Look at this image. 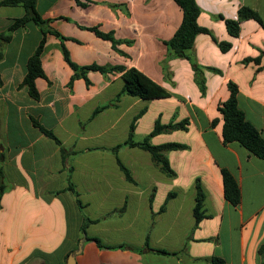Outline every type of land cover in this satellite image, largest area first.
Returning <instances> with one entry per match:
<instances>
[{
	"label": "crops",
	"instance_id": "obj_1",
	"mask_svg": "<svg viewBox=\"0 0 264 264\" xmlns=\"http://www.w3.org/2000/svg\"><path fill=\"white\" fill-rule=\"evenodd\" d=\"M80 1L85 6L75 0H36L34 5L47 27L66 38L63 44L72 62L79 67L135 68L169 97L116 99L123 86L117 72L90 70L88 85L77 77L68 87L74 72L63 59L60 41L47 33L40 57L46 79L35 80L39 98L34 100L19 84L42 34L32 21L15 29L0 45V169L5 185L0 195V264H66L82 239L83 217L93 221L85 228L87 237L125 248L99 249L83 240L76 264H209L212 257L223 264H264L258 253L264 243V160L237 142L222 143L217 110L229 96L227 83H234L238 108L264 138V56L259 64L243 63L264 52V28L243 20L238 36L232 37L219 18L236 19L238 8L247 6L264 22V0H195L200 10L197 24L209 34H197L188 55L201 69L203 92L187 59L167 58L163 42L182 19L173 0ZM24 15L21 4L0 6V33ZM81 26L97 27L115 40L132 43L117 44L116 51L110 41ZM217 42L231 47L222 52ZM101 106L106 108L91 117ZM142 109L134 126L135 142L157 119L161 124L187 120L185 130L163 132L150 140L154 145L186 146L165 153L173 177L161 173L150 154L138 147L111 151L126 140L133 117ZM31 117L74 152L65 164L59 146L33 127ZM116 158L133 183L125 180ZM69 167L81 211L67 190ZM221 168L237 182V206L223 197ZM196 180L204 218L192 230ZM169 193L174 196L166 200ZM174 226H180L175 234ZM146 232L150 248L169 254L139 252Z\"/></svg>",
	"mask_w": 264,
	"mask_h": 264
},
{
	"label": "trees",
	"instance_id": "obj_2",
	"mask_svg": "<svg viewBox=\"0 0 264 264\" xmlns=\"http://www.w3.org/2000/svg\"><path fill=\"white\" fill-rule=\"evenodd\" d=\"M36 0H2L0 1V6H15L21 4V6L25 10V15L19 19H16L12 22V24L8 27L5 33H0V45L6 43L10 40L11 33L17 29L18 27L25 24L27 21H32L37 26L40 27V31L42 37L39 40L38 45L33 51L32 55L28 58L26 64V73L19 84V87H25L27 89L28 95L37 100L39 98L38 91L35 87V80L37 78L46 79L45 74L40 65V57L43 52L44 44H45V36L47 33L55 36L61 44L63 59L65 63L71 68L74 72L71 76L68 87L72 85V82L75 78L81 77L85 80L86 85L89 84V81L86 78L87 71H97L101 74L117 72L121 74V79L123 80V86L121 92L116 96L118 99L121 95H128L132 97H137L140 99H165L169 97V93L165 91L160 85L153 82L150 78L144 75L142 72L138 71L135 68H125L123 66H97V65H89L79 67L69 57L68 51L66 50L63 42L66 40L64 36H62L58 31L51 30L47 27V20H43L35 11L34 5ZM182 12V19L175 30L173 36L163 42L167 49V58L169 57H178L187 59L195 74V81L199 86L201 92L204 91L203 87V78L201 76V69L193 62L190 55H188V51L190 50L194 38L197 34H209V31L205 28L198 26L197 17L199 15V7L196 4L195 0H173ZM75 2L79 6H85V3L80 0H75ZM219 18L223 20L225 28L228 34L232 37H237L240 31L239 24L243 20H253L258 23L262 28H264V22L261 20L259 14L247 7L241 6L237 10V18L236 19H224L219 15ZM66 19V18H65ZM67 20V19H66ZM80 28L93 32L97 37L108 40L112 44V48L116 49V45L120 43H125L126 45H130L132 41L129 40H115L112 33H104L99 31L97 27H83ZM219 49L222 52L227 51L231 45L228 42H217ZM264 56V52H260L259 56L255 58H246L243 60V63H248L250 61L255 64L260 63L261 57ZM1 58V53H0ZM164 66V65H163ZM227 88L229 91L228 98L218 105L217 110L222 117V129H221V138L222 143L227 144L230 142H237L240 146L246 149L251 155L256 158L264 160V138L260 135L259 131L254 127L252 123L247 121L244 117L243 112L237 106V87L234 83L228 82ZM106 106H101L96 108L91 117L95 116L98 112L105 109ZM145 109H142L136 116L133 117L128 130V135L126 140L113 149H111L112 153L116 154L117 150L120 147H138L144 151H147L150 154L151 161L153 164L159 169V171L165 174L168 177H173L174 171L170 168L169 162L165 156V153L168 151L181 150L185 149L186 146L176 142H169L160 145H154L150 143L152 137L172 130H185L187 120L184 119L178 123H168L161 124L160 120L157 119L154 122L153 129L139 142H135L133 140V131L136 120L144 113ZM31 123L33 127L37 128L39 132L45 137L51 139L56 145L59 146L60 154L63 160V164L66 163V158L69 154H73L71 150L65 149L59 139L50 131L49 129L42 126L37 120L31 117ZM215 124V120L212 121V125ZM2 161V157L0 155V162ZM116 163L119 169L123 172L125 180L129 183H133V179L129 173V171L121 164V162L116 158ZM70 171L71 167L68 168V179H67V190L71 191L76 199L77 206L79 210H82V205L80 201L77 199V193L74 190L73 184L70 181ZM222 188H223V197L224 199L231 204L232 206H237L240 202V190L237 185V182L233 178V176L224 168L220 169ZM5 189V185L3 182V175L0 169V195ZM195 203L192 209V215L194 219V224L192 230L195 229L199 223V221L204 218V213L202 210V201L203 195L201 193V188L199 181H195ZM174 193H169L166 196V200L173 197ZM152 197V195H151ZM165 204L160 207L159 211H163ZM123 208L120 210V212ZM89 223H93V221L83 217L82 224L80 226L81 238L85 241H93L95 245L99 249H124V245H116V246H104L98 238L95 237H87L85 235V228ZM142 251H151L158 254L168 255L169 253L162 249H152L148 245V234L145 236L144 246L139 252ZM258 253L261 259L264 261V243L261 244L258 248ZM209 264H223V260L212 257L209 260Z\"/></svg>",
	"mask_w": 264,
	"mask_h": 264
},
{
	"label": "water",
	"instance_id": "obj_3",
	"mask_svg": "<svg viewBox=\"0 0 264 264\" xmlns=\"http://www.w3.org/2000/svg\"><path fill=\"white\" fill-rule=\"evenodd\" d=\"M83 240L84 239L79 240L77 248L74 250V252L71 255L68 256L66 264H76L75 256L81 252Z\"/></svg>",
	"mask_w": 264,
	"mask_h": 264
},
{
	"label": "rangeland",
	"instance_id": "obj_4",
	"mask_svg": "<svg viewBox=\"0 0 264 264\" xmlns=\"http://www.w3.org/2000/svg\"><path fill=\"white\" fill-rule=\"evenodd\" d=\"M185 220H186V216L184 214H182V216L180 217V223L183 224V222H185ZM179 230H180V226H174V229L172 230V232L175 234V232H177ZM146 234H148V232H146Z\"/></svg>",
	"mask_w": 264,
	"mask_h": 264
}]
</instances>
